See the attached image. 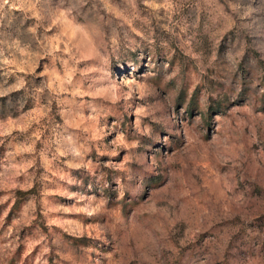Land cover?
Masks as SVG:
<instances>
[{"label": "rangeland", "instance_id": "rangeland-1", "mask_svg": "<svg viewBox=\"0 0 264 264\" xmlns=\"http://www.w3.org/2000/svg\"><path fill=\"white\" fill-rule=\"evenodd\" d=\"M0 264H264V0H0Z\"/></svg>", "mask_w": 264, "mask_h": 264}]
</instances>
